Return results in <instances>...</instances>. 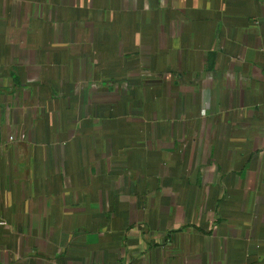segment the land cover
Segmentation results:
<instances>
[{
    "label": "crops",
    "instance_id": "1",
    "mask_svg": "<svg viewBox=\"0 0 264 264\" xmlns=\"http://www.w3.org/2000/svg\"><path fill=\"white\" fill-rule=\"evenodd\" d=\"M0 264H264V0H0Z\"/></svg>",
    "mask_w": 264,
    "mask_h": 264
}]
</instances>
